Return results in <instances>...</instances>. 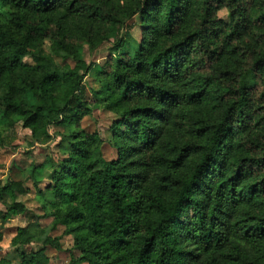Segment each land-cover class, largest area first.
<instances>
[{"label": "trees", "instance_id": "trees-1", "mask_svg": "<svg viewBox=\"0 0 264 264\" xmlns=\"http://www.w3.org/2000/svg\"><path fill=\"white\" fill-rule=\"evenodd\" d=\"M18 125L57 151L0 183L27 221L0 264H56L64 237L69 264H264V0H0V149Z\"/></svg>", "mask_w": 264, "mask_h": 264}, {"label": "rangeland", "instance_id": "rangeland-1", "mask_svg": "<svg viewBox=\"0 0 264 264\" xmlns=\"http://www.w3.org/2000/svg\"><path fill=\"white\" fill-rule=\"evenodd\" d=\"M219 17L223 20H228V10L222 9L219 12ZM138 22V18H135L132 21V31L131 34L135 38H140V29L136 25ZM113 52L112 44L106 43L102 45L95 52L90 51L88 46H85L83 57L88 63H96V64H104L110 53ZM70 64L73 66L75 62L70 61ZM94 79L92 76H87L85 78V85L87 88L86 91V99L93 103L95 98L92 95V88L95 87ZM115 115L107 110H103L102 108L94 109L93 113L90 116H87L82 121V127L89 133H93L94 131H98L103 140H105L108 135V128L114 120ZM62 130V128L54 127L52 128V132H58ZM17 137L14 142L13 147H5L0 149V183L6 181L8 178L18 179L21 178L20 174H18V170L14 168V166H18L20 169L27 168L31 163H41L46 155H50L57 151V143H52L46 146L36 145L34 147L29 145L30 142V130L23 128L21 125L16 127ZM104 153L106 158L111 159L116 157L115 151L106 143L104 145ZM29 186L31 182H28ZM21 201H23L27 208L30 210L36 211L37 204L34 199V193L30 192L25 196L19 197ZM5 207L2 203H0V210H4ZM51 219H46L43 221L44 225L50 224ZM27 224L25 215H18L12 218L9 221L0 220V228L3 234V240L0 243V256L4 251H8L11 248V239L15 235V232L18 227H22ZM63 232V228L54 231L52 234L54 236H60ZM63 248L61 251L57 252L55 250H50L51 254L56 255L57 261L56 264H69L71 257L69 250L72 247V239L71 237H64L62 240ZM12 257V254H9Z\"/></svg>", "mask_w": 264, "mask_h": 264}, {"label": "crops", "instance_id": "crops-1", "mask_svg": "<svg viewBox=\"0 0 264 264\" xmlns=\"http://www.w3.org/2000/svg\"><path fill=\"white\" fill-rule=\"evenodd\" d=\"M14 168L18 170V174H17V175L19 176V174H20V177L22 178V173H23L22 170H24V169H20V168H18V166H16V165L14 166ZM24 174H26V173H23V175H24ZM24 178H26V175L24 176ZM19 179H20V178H19ZM34 197H35V195H34ZM19 200H20V199H19ZM8 201H11V199L8 198ZM13 218H14V217H13ZM11 219H12V218H11ZM11 219H9V220H11ZM9 220H8V221H9ZM24 226H26V225H24ZM24 226H22V227H24ZM18 228H19V227H18ZM1 231H2V230H1ZM16 231H17V230H16ZM15 234H16V232H15ZM13 237H14V236H13Z\"/></svg>", "mask_w": 264, "mask_h": 264}]
</instances>
